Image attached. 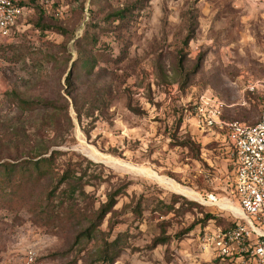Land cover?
Segmentation results:
<instances>
[{
    "label": "rangeland",
    "instance_id": "rangeland-1",
    "mask_svg": "<svg viewBox=\"0 0 264 264\" xmlns=\"http://www.w3.org/2000/svg\"><path fill=\"white\" fill-rule=\"evenodd\" d=\"M121 9L123 19L113 15ZM81 55L96 58L94 69ZM258 79L264 0H36L0 35V160L24 159L42 145L64 152L60 167L73 157L92 184L80 209L60 217L42 208L51 176L21 179L14 193L0 189V264H21L31 249L43 264H108L98 253L119 234L124 249L114 264H214L204 239L214 225L199 219L227 213L202 195L231 192V142L225 129L198 127L193 107L203 95L218 97L228 105L225 119L253 123L259 97L247 84ZM15 92L53 103L58 118L21 109ZM189 140L195 146L183 145ZM114 190V211L87 238L83 229ZM157 237L168 238L154 245Z\"/></svg>",
    "mask_w": 264,
    "mask_h": 264
},
{
    "label": "built area",
    "instance_id": "built-area-1",
    "mask_svg": "<svg viewBox=\"0 0 264 264\" xmlns=\"http://www.w3.org/2000/svg\"><path fill=\"white\" fill-rule=\"evenodd\" d=\"M32 0H0V35L33 12ZM247 90L260 96V113L254 124L224 118L227 103L203 95L193 107L198 127H220L231 142L234 179L231 192L219 197L202 195L206 204L226 212L233 226L206 227V242L213 247L214 264H264V79L249 81ZM220 262H217V261ZM21 264H43L37 252L29 250Z\"/></svg>",
    "mask_w": 264,
    "mask_h": 264
},
{
    "label": "trees",
    "instance_id": "trees-1",
    "mask_svg": "<svg viewBox=\"0 0 264 264\" xmlns=\"http://www.w3.org/2000/svg\"><path fill=\"white\" fill-rule=\"evenodd\" d=\"M34 6L36 5V0H32ZM127 9H121L116 11L113 15L117 18H125ZM32 13V12H31ZM17 25V24H16ZM15 25V26H16ZM14 26V27H15ZM12 27V29H14ZM11 29V30H12ZM195 29L192 28L190 34L186 37L184 41V46H188L190 40L194 36ZM81 60L83 66L94 69V63L96 58L87 57L86 55H81ZM71 73L68 75V81L70 82ZM258 95V94H257ZM16 99V104L23 110H35V109H44V110H54L52 112L45 113V122H52L58 118L56 115V107L53 103L45 102L43 100H29L21 98L16 92L12 94ZM260 98V96L258 95ZM259 101V100H258ZM129 109L136 112L137 109L132 107L131 104L128 105ZM259 110H260V101H259ZM260 113V111H259ZM257 121V120H256ZM250 123L254 124L256 123ZM246 122V121H243ZM248 123V122H247ZM195 143L191 140L183 143L184 146L191 148ZM64 155V152L61 150H51L47 147L39 145L34 149L24 159L10 162L0 160V189H9L11 192H16L17 189L21 186L22 180L27 179L31 181H39L43 177L51 176L55 183L54 186L49 191V199L45 204H42V208L47 210L49 213L53 214L54 217H60L63 213H68L69 211L75 209H80L79 204L76 202L82 197H88L89 193L86 190V186L92 184L90 179L87 178V172L82 171L77 167V161L73 157H70L65 161L61 167L59 164L60 157ZM75 161V162H74ZM59 165V166H58ZM233 172L234 164L232 163ZM120 194L119 190L111 191L108 194V199L101 204L95 214V218L90 219V223L83 229V235L87 238H91L97 231L99 227L104 223L107 215L114 211V207L117 204V197ZM186 203L192 208L194 206H199L193 201L184 199ZM75 202L71 205L70 203ZM175 202H179L176 200ZM167 207V212L174 210V206L171 204H165ZM138 214H142L141 203H137L134 209ZM203 212V211H202ZM204 216L199 219L201 224L204 226L209 225L210 222L214 226L221 227L223 229L232 227L233 224L228 221L227 217L223 214L205 212ZM59 221V219H58ZM194 225L190 227L193 229ZM185 233H189V230ZM123 235L119 234L115 239L111 241H106V245L99 251L98 257L108 264H114L117 258L121 255L124 245L122 243ZM168 237H157L154 239L153 244H161L167 241ZM217 262H220L219 260Z\"/></svg>",
    "mask_w": 264,
    "mask_h": 264
},
{
    "label": "bare ground",
    "instance_id": "bare-ground-1",
    "mask_svg": "<svg viewBox=\"0 0 264 264\" xmlns=\"http://www.w3.org/2000/svg\"><path fill=\"white\" fill-rule=\"evenodd\" d=\"M176 185H177V184H176ZM176 189L179 190V192H180L181 194H184V195H186V196H189L190 198H193V199H195V198H197V197L200 198V195H199L197 192H194V191H191V190H187V189H185V188H180V186H177ZM179 192H178V193H179Z\"/></svg>",
    "mask_w": 264,
    "mask_h": 264
}]
</instances>
